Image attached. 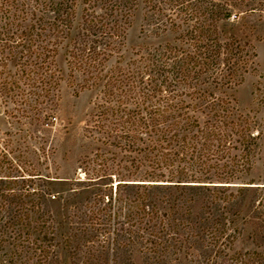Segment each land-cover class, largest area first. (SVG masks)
I'll use <instances>...</instances> for the list:
<instances>
[{
  "label": "trees",
  "instance_id": "trees-1",
  "mask_svg": "<svg viewBox=\"0 0 264 264\" xmlns=\"http://www.w3.org/2000/svg\"><path fill=\"white\" fill-rule=\"evenodd\" d=\"M138 1L86 0L79 22L76 0H1L0 94L19 112H27L22 109L32 99L43 105L41 111L32 108L41 122L52 117L61 78L56 58L65 49L76 93L97 91L84 135L96 149L79 166L86 182L108 187L110 195L100 196L108 203L113 190L116 196L135 192L133 200H119L136 204L128 218H137L149 236L188 239L198 220L194 191L228 193L213 197L211 207L264 191V180L251 177L264 144V118L260 111H240L230 94L257 55L249 42L227 43L217 25L212 30L182 21L188 29L177 43L135 50L125 61L126 32ZM219 17L228 20L229 14ZM258 96L264 104V95ZM35 193L0 195V264H47L54 254L52 217L41 203H14ZM257 211L264 216L263 200ZM212 221L203 220L196 234L213 233ZM231 264H264V251L237 252Z\"/></svg>",
  "mask_w": 264,
  "mask_h": 264
},
{
  "label": "rangeland",
  "instance_id": "rangeland-1",
  "mask_svg": "<svg viewBox=\"0 0 264 264\" xmlns=\"http://www.w3.org/2000/svg\"><path fill=\"white\" fill-rule=\"evenodd\" d=\"M76 1V20L80 22L88 5L86 0ZM223 12L229 14L228 20L219 19ZM182 21L189 26L210 25L212 30L217 25L227 43L237 38L242 45H253L255 64L230 94L240 111H260L258 117L263 119L264 104L258 103L262 97L258 95H264V0H139L126 32L125 61L135 50L144 52L177 43L183 30L188 29ZM181 24L184 26L179 30ZM116 58L107 65H114ZM56 62L61 78L52 117L41 122L40 114L32 108L41 111L43 105L32 99L30 106L22 109L27 112H19L13 104L6 105L7 99L0 94V195L36 192L14 203H41L54 220L55 250L47 264H231L237 252L264 251V216L257 211L259 202L264 203V191L237 194L229 204L212 207L209 203L213 197L224 198L228 193L194 191L191 194L200 200L192 206V213L198 217L191 224L195 234L188 239V234L184 239L165 238L161 246L156 238L161 235L149 236L141 230L145 225L137 218H128L129 214L135 216L136 204L119 200L129 195L133 200L135 192L123 191L116 196L113 190L112 203L102 200L100 196L110 195L109 188L89 185L79 168L96 149L84 135L97 91L76 93L65 49L59 50ZM263 150L264 144L251 172L260 184L264 180ZM210 218L215 236L210 231L206 236L196 234L205 225L203 220ZM162 227L158 225V229ZM170 229L174 230L172 226Z\"/></svg>",
  "mask_w": 264,
  "mask_h": 264
}]
</instances>
